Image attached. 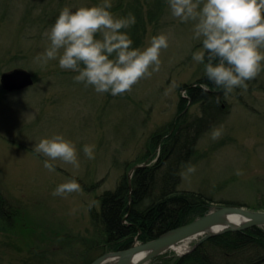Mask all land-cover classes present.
<instances>
[{"label": "rangeland", "instance_id": "374dc122", "mask_svg": "<svg viewBox=\"0 0 264 264\" xmlns=\"http://www.w3.org/2000/svg\"><path fill=\"white\" fill-rule=\"evenodd\" d=\"M102 2L0 0V186L13 225L8 231L0 224V264H86L103 255L97 248L82 255L83 240L96 234L90 205L139 164L148 138L174 119L185 94L180 87L206 73L205 60H193L196 52L204 51L202 38H195V22L173 17L169 4L161 26L149 25L139 47L143 50L152 37L168 34L159 71L142 78L130 92L97 93L74 80L77 72L61 69L59 58L45 63L50 46L45 33L60 12ZM111 3L115 6L118 0ZM112 12L120 18L121 11ZM17 68L33 73L35 83L9 92L2 74ZM263 82L264 62L246 88L227 95L228 113L201 138L194 161L182 168L181 190L204 192L220 201L212 206L264 203ZM190 113L200 114V107L192 105ZM57 134L76 144L79 168L60 160H49L53 171L44 167L48 158L34 146ZM85 145L94 146L93 158L84 154ZM73 178L80 191L53 195L58 185Z\"/></svg>", "mask_w": 264, "mask_h": 264}, {"label": "trees", "instance_id": "16d2710c", "mask_svg": "<svg viewBox=\"0 0 264 264\" xmlns=\"http://www.w3.org/2000/svg\"><path fill=\"white\" fill-rule=\"evenodd\" d=\"M167 7V0H118L110 11H121L120 18L135 17V24L122 31L130 35L132 47L139 48L148 26H161ZM249 83L250 80L246 81ZM201 85H206L207 91H202ZM260 88L264 89V82ZM180 89L185 94H181L177 115L148 138L139 161L140 164L148 160V165L137 169L131 179V171L124 173L114 189L106 190L90 205L96 234L83 240L82 255H90L94 248L102 254L124 250L137 237L141 242L153 240L192 222L208 212L212 203L220 202L204 192L181 190V171L197 157L201 138L226 117V97L230 92L225 94L224 88L209 80L206 73ZM192 105L200 107V114L190 113ZM7 204L0 186V224L9 231L13 225L8 223L11 209ZM250 208H264V203ZM95 258H89L86 264ZM151 264H264V227L218 234L185 255H160Z\"/></svg>", "mask_w": 264, "mask_h": 264}, {"label": "clouds", "instance_id": "9594fccd", "mask_svg": "<svg viewBox=\"0 0 264 264\" xmlns=\"http://www.w3.org/2000/svg\"><path fill=\"white\" fill-rule=\"evenodd\" d=\"M172 16L182 22L194 21L195 38H202L204 51L193 60L202 63L207 53L206 75L225 94L234 88H246L264 62V0H167ZM111 0L72 11L65 7L45 35L50 46L44 62L59 58V67L78 74L74 80L94 87L97 93L113 96L130 92L142 78L159 71L162 50L169 46L167 33L152 37L143 50L132 47L126 31L134 25V16L116 17ZM207 91L206 85H201ZM34 150L48 159L44 167L54 170L49 160H60L79 168L76 144L63 134L43 138ZM94 146L85 145L84 154L93 158ZM80 191L75 178L54 190L63 196Z\"/></svg>", "mask_w": 264, "mask_h": 264}, {"label": "water", "instance_id": "95a60500", "mask_svg": "<svg viewBox=\"0 0 264 264\" xmlns=\"http://www.w3.org/2000/svg\"><path fill=\"white\" fill-rule=\"evenodd\" d=\"M1 81L4 89L12 92L31 87L35 83V77L30 71L17 68L3 73ZM147 165L148 161L135 165L129 173L130 179L137 169ZM256 226L264 227V210L233 204L211 205L208 212L188 224L167 231L147 242H141L137 237L131 247L104 253L91 264H149L171 247L189 238L199 239L194 245L195 247L212 236ZM192 249L179 254V256L189 253ZM140 253H144V255L136 260V256ZM109 259L113 260L110 261Z\"/></svg>", "mask_w": 264, "mask_h": 264}, {"label": "bare ground", "instance_id": "6f19581e", "mask_svg": "<svg viewBox=\"0 0 264 264\" xmlns=\"http://www.w3.org/2000/svg\"><path fill=\"white\" fill-rule=\"evenodd\" d=\"M240 220V219H239ZM195 238H189L185 241H183L182 243L171 247L169 250H175L176 252H178L179 254H183L184 252H186L187 250H189L191 248V242L194 240ZM144 255V253H140L136 256V260L140 259L142 256ZM110 261H112L113 259H109Z\"/></svg>", "mask_w": 264, "mask_h": 264}]
</instances>
